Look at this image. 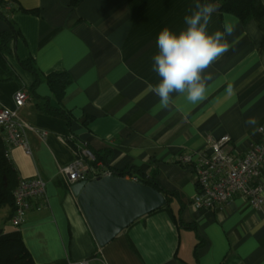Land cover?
I'll use <instances>...</instances> for the list:
<instances>
[{
    "label": "crops",
    "instance_id": "1",
    "mask_svg": "<svg viewBox=\"0 0 264 264\" xmlns=\"http://www.w3.org/2000/svg\"><path fill=\"white\" fill-rule=\"evenodd\" d=\"M196 0H15L12 15L21 32L9 56L13 78L0 80V105L25 124L32 154L20 145L10 158L21 179L41 177L45 190L30 199L23 240L38 264H264L262 210L240 195L223 208L192 209L197 174L183 156L209 149V137H231L245 151L264 126V32L252 20L218 11L209 33L234 28L231 48L205 73L207 98L190 104L173 93L162 109L154 94L143 95L158 52L156 38L168 27L179 33ZM264 3V0H262ZM27 10V11H26ZM0 17V32L9 31ZM33 59L41 82L34 98L17 108L14 94L29 91L35 77L19 60ZM65 71L72 82L58 100L47 75ZM231 84L235 95L225 89ZM71 117L53 115L45 103ZM256 117V125H248ZM47 131L46 135H42ZM108 155L109 167L123 177L154 174L168 193L167 205L130 224L100 247L62 169L75 160L72 145ZM85 165L103 162L86 159ZM131 171V173H130ZM264 184V179H263ZM11 215L10 209L4 218Z\"/></svg>",
    "mask_w": 264,
    "mask_h": 264
},
{
    "label": "built area",
    "instance_id": "2",
    "mask_svg": "<svg viewBox=\"0 0 264 264\" xmlns=\"http://www.w3.org/2000/svg\"><path fill=\"white\" fill-rule=\"evenodd\" d=\"M31 95L19 89L14 94L17 108L25 105ZM259 137L252 141L245 151L233 146L228 134L220 138L209 137V149L197 157L183 156L185 163H192L197 174L198 189L190 204L192 209L223 208L236 195L245 197L257 210L264 205V126L258 128ZM0 134L2 135L10 155V147L22 146L27 154H32L28 143L25 124L19 119L16 111L0 105ZM43 131L42 135H46ZM75 160L62 169L69 186L80 181H89L99 177L117 175L118 171L106 168L98 163L85 165L89 159L95 161L93 153L84 144L74 147ZM126 178V177H124ZM132 181L140 182L138 177L132 176ZM46 182L41 177L21 179L14 190L15 211L11 223L20 227L30 208L33 195L44 192ZM80 264H88L82 262Z\"/></svg>",
    "mask_w": 264,
    "mask_h": 264
},
{
    "label": "trees",
    "instance_id": "3",
    "mask_svg": "<svg viewBox=\"0 0 264 264\" xmlns=\"http://www.w3.org/2000/svg\"><path fill=\"white\" fill-rule=\"evenodd\" d=\"M83 0H70L71 6L79 5ZM15 0H0V17L8 24L9 31L0 32V80L6 81L13 78V70L9 66V56L16 45L17 39L21 36L20 30L14 23L12 15L15 11L22 10L21 7L14 5ZM220 4L221 12L230 13L237 16L243 23L256 21L264 32V3L262 0H200V3ZM27 11V10H26ZM20 66L30 72L34 77V85L27 91L31 98H34L36 87L40 84L41 78L33 59L19 60ZM47 82L59 101L63 99L65 89L72 82L70 76L65 71H56L47 75ZM47 101V100H46ZM45 109L53 114L66 118L70 124V115L61 107H53L48 101L45 103ZM76 147V145H72ZM97 162H103L104 166L109 167L108 155L96 152L93 154ZM142 174L139 177L140 182L164 193L170 201L174 193H168L157 181L154 174ZM121 172L119 175H124ZM131 173V171H130ZM21 178L18 170L8 154L7 145L0 134V210L4 207L10 209L11 220L15 211L14 190L18 187ZM0 264H38L34 260L31 252L27 248L22 232L19 227L6 230L0 228Z\"/></svg>",
    "mask_w": 264,
    "mask_h": 264
},
{
    "label": "clouds",
    "instance_id": "4",
    "mask_svg": "<svg viewBox=\"0 0 264 264\" xmlns=\"http://www.w3.org/2000/svg\"><path fill=\"white\" fill-rule=\"evenodd\" d=\"M216 11V5L196 0L194 7L189 9L190 14L184 17L185 27L178 34L168 27L159 31L158 52L152 58V71L159 81L148 83L143 95L157 96L160 108L168 109L175 103L173 93L194 105L207 98V82L212 76L205 73L230 50L227 37L234 33L231 24H225L223 31L209 33L208 25ZM225 91L228 96L235 95L231 84ZM246 124L256 125L257 118L249 117Z\"/></svg>",
    "mask_w": 264,
    "mask_h": 264
},
{
    "label": "water",
    "instance_id": "5",
    "mask_svg": "<svg viewBox=\"0 0 264 264\" xmlns=\"http://www.w3.org/2000/svg\"><path fill=\"white\" fill-rule=\"evenodd\" d=\"M71 191L100 247L134 221L168 203L164 193L117 175L76 182Z\"/></svg>",
    "mask_w": 264,
    "mask_h": 264
},
{
    "label": "rangeland",
    "instance_id": "6",
    "mask_svg": "<svg viewBox=\"0 0 264 264\" xmlns=\"http://www.w3.org/2000/svg\"><path fill=\"white\" fill-rule=\"evenodd\" d=\"M7 209H8V207H4L0 210V228L10 230V229L14 228V226L11 223V220L4 218L6 215Z\"/></svg>",
    "mask_w": 264,
    "mask_h": 264
}]
</instances>
